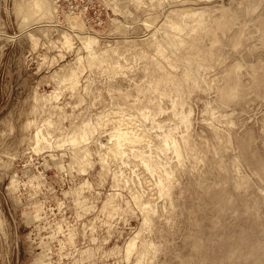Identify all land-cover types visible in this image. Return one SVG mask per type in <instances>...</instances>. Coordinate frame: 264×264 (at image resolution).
Masks as SVG:
<instances>
[{"label": "rangeland", "instance_id": "rangeland-1", "mask_svg": "<svg viewBox=\"0 0 264 264\" xmlns=\"http://www.w3.org/2000/svg\"><path fill=\"white\" fill-rule=\"evenodd\" d=\"M28 1L0 0V264H264V0L164 1L163 7L156 9L162 14L159 15L162 19L158 16L159 23L175 7L194 6L211 11L214 20L210 25L217 30L219 38L216 47L221 48L219 52L222 53L219 55L225 64L227 61L226 66L217 54L218 51L208 53L210 60L217 62L210 70H218L220 78L224 75V94L221 95L217 88L210 91L194 88L190 93L192 96H187L194 110L190 133L198 150L196 155L190 153L181 162H173L177 159L174 155L170 158L163 155V159L169 163L171 158L172 163H179L178 168L171 163L176 168L171 182V198L157 191L159 188L153 187L154 183L157 186L154 182L156 176L145 172L144 165L135 155L127 157L126 162L132 161L128 165L125 162L118 165L117 160L101 163L96 137L101 134L99 137L108 142L113 130L111 125L102 127L104 135L99 130L93 141L91 138L95 165L91 164L93 168L87 166L86 170L80 168L78 163L71 164L74 152L70 144H55L57 142L54 141L62 130L70 129L74 120L81 121L78 118L85 117V113L90 116L102 110L113 98L130 104L134 101L118 90L113 91V97L106 86V74L102 76L97 68L85 72V75L99 77L90 94H77L72 87L58 85L59 71L65 64L77 61V50L87 53L85 49H80L83 45L80 35L96 33L101 45L105 46L130 41L136 51L147 50V62L154 48L149 45L148 37L153 30L149 25V28L146 26L145 16H150L152 9L124 0L123 5L128 8L118 7L117 10L112 0H58L61 7L57 18L48 12L40 18L29 20L25 19ZM63 9L80 12L85 24L73 25L67 22ZM148 11H151L150 14ZM114 18L120 21L124 19V25L130 22V26L127 25L128 29L124 31L115 30ZM205 41L211 45V40ZM223 53H227V57L225 54L222 56ZM216 57L222 60H219L222 64L218 63ZM239 63L241 69L238 68ZM141 65L144 66V62L138 63L131 71V78L134 76L136 81L145 75ZM212 73L209 76L206 74L207 78L217 76H211ZM120 78L121 81L118 79L117 83L126 78L127 82L124 80L121 83L125 85L123 87H134V78L133 83L130 79L132 84H129L130 77L121 75ZM83 83L86 84L87 80L83 79ZM59 86L64 92L60 91ZM97 88L101 89L99 99L95 96L99 92ZM57 89L60 97L58 95L55 102L62 105L64 113L68 115L62 117V121L57 116L60 111L53 109L48 100H42L43 96L53 94ZM207 101L208 105L210 102L219 104L217 114L209 111V107L206 109ZM188 102L187 105H190ZM85 106L92 107L86 109ZM32 107L38 109L33 110ZM35 110L40 111L34 115ZM53 111H56V115ZM50 113L59 121L57 126L50 127L52 145L50 142L37 146L32 139L33 134ZM169 113L167 110L165 114H172ZM209 115L213 116L212 121V116L207 118ZM203 116L210 122L204 121ZM165 117L162 116L163 121L169 119ZM170 117L173 118L169 120L174 122H165L175 124L176 118L172 115ZM226 117L228 119L225 122L222 118ZM29 120L33 123L29 124ZM213 122L218 127L222 126L220 136L223 140L218 139L214 126H210ZM148 123L152 121L150 123L148 120ZM183 129L177 133L181 135ZM159 131L162 130L152 129L155 141H159ZM229 133L232 134L233 143L227 140ZM63 145L69 146L68 149ZM194 156L197 159H193ZM238 156L241 157L239 168L236 165ZM201 157H206L205 162H201ZM114 161L117 164L114 165ZM102 164H109L110 170L121 166V171L126 170L127 175L125 172L120 175L119 168L104 171L108 166ZM130 165H134L133 171ZM128 169L132 171V174L128 171L131 178L128 177ZM177 169L180 170L179 174ZM139 170L146 173L141 172L144 178L145 175L154 177V180L149 177L153 184L151 180L148 182L150 185L146 183L140 175L139 178ZM123 176L131 182L125 181ZM243 178L246 183L238 187L236 181ZM134 180L138 182L137 185ZM136 188L141 193L140 200L135 198L136 194L139 195ZM143 192H147V195L152 193L147 198ZM116 194L119 199L115 197ZM144 197L151 201L154 199V202L150 201V205L146 199L148 203H142L143 200L146 202ZM148 204L156 208V212L145 209V206L149 208ZM143 208L148 210L147 214L150 212V219L147 220L148 216L145 218L147 214L141 211ZM135 235H139L135 241L137 248L135 250L134 247L135 251L125 257L128 254L129 239L132 241ZM147 240H151V243ZM152 244L154 251L151 249ZM143 252L149 253L147 257Z\"/></svg>", "mask_w": 264, "mask_h": 264}, {"label": "bare ground", "instance_id": "bare-ground-1", "mask_svg": "<svg viewBox=\"0 0 264 264\" xmlns=\"http://www.w3.org/2000/svg\"><path fill=\"white\" fill-rule=\"evenodd\" d=\"M112 1H113V5H114L115 10H117L118 7L128 8V6L123 5L124 1H131L132 4L135 3V5L137 4V6H140V5L142 7L148 6L150 9H152L151 15L147 16V14H146L147 17L145 16L146 26L149 25L150 27H152V30H153V31H151V34L148 37L149 45L154 48V51H153L151 58L148 59L147 62H145V58H149L148 57L149 54H148L147 50L141 49V51H136L134 49L133 44L130 41H127L126 44H123L121 41H119L117 44L116 43L115 44H107L105 46V45H101L100 39L96 33L89 32L87 34L80 35V40L82 41L81 43L83 44V45L81 44L82 47L80 49H85L86 50L85 52H87V53H82V52H79V50H77L78 51L77 52L78 57L76 58L77 61H75L74 63L65 64L64 67L61 68V70L59 71L58 80H59L60 84H58V85H60V86L64 85V87L65 86L66 87L67 86L72 87L73 90H75L77 92V94L78 93L83 94V92H84V94H85V92H87V93L93 92L95 89V86H96L95 84H96L97 79L99 77L98 78L92 77L91 74L85 75V72L87 70L94 71L95 68H97L103 74V75L101 74L102 76H104V74H106L105 75L106 79H108L107 80L108 84H106V86H108L107 88L111 91L112 95H113V91L118 90L121 93H123L126 98H129L130 100L133 99L134 101H133V103L130 104L127 101L122 102V101L115 100V98H113V100H111V102L109 104H107L106 107L102 108V110H100V111L93 112V115L91 114L90 116H86L87 114L85 113V111H83L85 113V117H80V115L77 116V117H80L78 119H82V120L81 121L74 120L72 122L73 125L70 127L69 130H62L61 129L62 132H61L60 136H58L57 138L55 137L56 139L54 141L57 142L55 144H66V143L70 144V146H72V148H70V149L74 152V159H71V160H73V162H71V164H73L74 162L78 163L80 168L82 167L83 170H86L87 166H89L88 168H90L91 164H94L93 158H92L93 150L90 146V142H92L93 139H95L93 137L96 135V133H98L99 130L102 129V127L104 128V126H106V125H111V126H113V128L111 127L113 130L108 131V132L111 131L110 132L111 134L109 133L111 137L108 136V137H110V140L107 138L109 140L108 142H104V140L100 138L101 134L99 135L100 137L99 136L96 137L97 138L96 141L98 144L97 145L98 146L97 153L101 158V160H100L101 163L102 162L103 163H109L111 160H115V161L117 160V161H119L118 165L119 164L121 165L120 162H123V163L125 162L128 165V163L132 162V161L126 162L127 157L130 158V156H129L130 154L135 155L137 158H139V162H142V164L144 165L145 168L144 167L143 168H144V170L146 169L145 172L148 171L154 177L156 176L155 180H154V177H152L154 182L156 181V185H157V186H155V183H154L153 187L154 188L156 187L155 189L159 188V189H157V191L159 190L160 193H165V194L169 195L171 193V182H173L172 178H174L173 174H176L174 171H176L175 169L178 168L179 163L175 162V164L177 165V167L175 168L174 166H172V164L173 165H175V164L171 162L173 160V158H171V161L169 163L168 160L163 159V155H165L167 158L168 157L170 158L171 155H174L173 157H176L177 159H174L173 162L176 160H179L178 162H181L190 153L191 154L193 153L192 155H196V152L198 150L197 146L194 144V142L192 140V136H191L192 133H190V128H191V125L193 123L192 113H194L193 112L194 110H193L192 105L187 101V96H189L188 94H190L192 92V90H194V88H201L202 90L205 89L206 91L207 90L210 91L211 89L213 90V88H217L221 95L225 93V89H223V87L225 85V83H223L224 75L220 78L218 76L219 75L218 70H216V71L210 70L216 65L217 62L216 63L212 62L208 56V53L209 52L213 53L215 51H218L217 52L218 55L220 53H222V52H219V51H221V48L216 47L217 43L219 42V38H218V35L216 33L217 30H215L214 26L212 27L210 25L211 21L214 20V17H213L212 12L208 11L206 8L194 7V6H182V7L180 6V7L172 8L168 12V14L165 16V19H163V21H160V23H159L158 22L159 21L158 16L160 14H159V12H157L156 9L163 7L164 1H167L170 3L177 2V1H179L181 3V1H182L184 3L186 0H124V1L123 0H112ZM187 1H189V0H187ZM194 1H198V0H194ZM27 5H28V8H27V14L25 16V19H29V20L31 18L37 19V18L42 17L43 15H45L48 12L51 13L54 18H57L60 15L59 7H61V4L58 2V0H29ZM63 11L65 13V18L67 19V22L69 21V23H71L73 25L85 24L86 21H85V19H83L81 17L80 12H77L75 10L66 11V9H63ZM148 12L150 14L151 11H148ZM76 15H78V17ZM159 19H162V18L160 17ZM122 20H124V19H122ZM122 20L120 21V19L114 18V21L116 22V23H114V26H115L114 29L115 30L124 31V30L128 29L127 27L130 26V22L128 21L129 24L127 23L126 26L127 25L128 26L126 27L124 25V23L122 22ZM124 21H126V20H124ZM149 26H148V28H149ZM218 27L220 28L221 25ZM205 40H211V45H207ZM235 47H237V44H235ZM224 54L226 55L227 53H223L222 56ZM219 57L221 58V55H219ZM219 57H216V59H217L218 63H221L220 61L223 60V57L221 58L222 60H220ZM225 57H227V55ZM225 60H227V59H225ZM143 62L145 65L144 66L141 65V66L144 67V72H145L144 77L141 76L143 73L139 74V76H141L139 78H141V79H138L137 78L138 76H136V78L138 80H140L138 82V80L136 81V79L133 76L135 74L134 73L132 75L133 76L132 78H134V80L136 81V82H134L135 83L134 87L133 88H130L128 86H127L128 88L123 87L125 85L122 86L121 83L124 80H125L124 82H127V81H126V78H124V79H122L123 81L120 82L121 81L120 76L123 75V77H127V76H128V78L130 77L129 81L131 79L132 83H133V79L131 78V71H133L136 68L138 63L142 64ZM224 62L225 61L223 60V63ZM226 64H227V61H226ZM238 68L239 69L242 68V65L240 63H239ZM142 70H143V68H142ZM208 70L211 71V73L216 72L214 74L212 73L211 76H215V74L216 75L218 74V75L211 78V79H210V77L207 78V76H209L211 74ZM214 70H215V68H214ZM140 71H139V73H140ZM207 71L209 72V74ZM137 74H138V72H137ZM206 74H207V76H206ZM96 76H97V74H96ZM83 79L87 80L86 84L83 83ZM102 79L104 81V78H102ZM118 79L120 80L119 83H117ZM107 82H105V83H107ZM100 83H101V81H100ZM130 83H131V81L129 82V84ZM98 85L99 84H97V87H98ZM60 86H59V88H60ZM61 90L62 89L60 88V91ZM62 91L64 92V90H62ZM58 92L59 91L57 89V91L55 93L48 94V96H43L42 100L43 101L48 100L50 102V106L53 109H55L56 111H58V110L60 111V113L57 116H59V120L62 121L61 118L68 116V115H66V113H64L65 112V109H63L64 107L62 105H60L58 102H55V100H57L60 97ZM63 92H61V93H63ZM76 92L74 93L75 95H77ZM58 95H59V97H58ZM190 95L192 96V94H190ZM36 96H37V94H36ZM95 96H97L98 99L101 97V89L99 90V92L95 93ZM89 97H91V95ZM113 97H114V95H113ZM39 99H41V98H39ZM110 99H112V98H110ZM35 100H36V98H35ZM92 100L93 99H91V101ZM190 100H191V98H190ZM211 100L212 99H210V101ZM82 102L83 101H81V103ZM99 102H100V100H99ZM187 102H188V104L191 105V107H188L190 105H187ZM204 103H205V101H204ZM212 103H215V102H212ZM212 103L210 102V105H208V101H207L208 106L206 104H204V106L206 105L207 106L206 109L209 107L210 108L209 111H212V113L217 114L218 112H216V111H218L219 104H212ZM76 104H79V103H76ZM93 104L94 103H92V106H93ZM70 105L72 106L71 103H70ZM87 105H90V104H87ZM35 106H36V104H35ZM75 106L78 107L77 105H75ZM79 106H80V104H79ZM85 107H86V109L87 108L89 109L90 106L89 107L85 106ZM85 107L83 110H85ZM35 108H33V110ZM36 109H38V107ZM72 109H74V108H72ZM167 110H168V113L171 111L170 113H172V114H170V113L169 114L176 118L175 120H177V122L175 124H170L171 122L168 124L169 121H173V120H169L170 118H173V117H170V115L167 116V114H165L167 112ZM38 111H40V110H37V111L35 110L34 115H36V112H38ZM81 111H82V109H81ZM55 112L53 111L52 113L55 114ZM86 112H87V110H86ZM203 112L206 113L208 111L203 110ZM77 113L81 114V112L80 113L77 112ZM84 113H82L83 116H84ZM161 113L166 115L167 118L169 117V119H165V120H169L168 122L167 121L165 122V120L163 121L162 116H164V115L161 116ZM208 113L206 115H208ZM53 114H51L49 117H47L44 120V122H42V124L37 127L36 132H34V134H33L34 137H32V139L34 138L37 146L41 145L42 143L49 144L53 140L52 139V132H51L52 130L50 131V127L57 126V123L59 122L57 120L58 118L55 119ZM158 116H160L159 119H158ZM211 116L207 117V118L210 119ZM213 116H212V119L210 121L213 120ZM226 116H227V113H226ZM36 117H34V118H36ZM70 117L71 116H69V118ZM203 117H204V121L210 122L209 120L205 119V116H203ZM223 117H224V115H223ZM224 118H222V119L226 122L228 117H226V119H224ZM148 120L150 121V123L152 121L151 124L148 123L149 125L147 124ZM230 121H231V118H230ZM32 123H33V121L29 120V124H32ZM110 123H112V124H110ZM26 124L27 123H25V126H26ZM54 124H56V125H54ZM212 124L213 125L210 124V126H214L215 135L218 136V139L220 138L223 140V137L220 136L221 135L220 127H222V126L218 127L217 124L214 122ZM263 126H264V124H263ZM106 127H108V126H106ZM26 128H27V126H26ZM109 128H110V126H109ZM153 128L154 129L156 128L157 130L158 129L162 130V131H159V133H158V135H159L158 137H160L159 141H155V137H153L154 136L153 132H152ZM179 129H183L182 132L180 133L181 135H179L177 133V132L181 131V130L179 131ZM103 130H101L102 133L105 132ZM227 132H229V131H227ZM106 133H107V131H106ZM230 133H231V131H230ZM230 133L228 136L229 139H227L229 143L232 142L231 141L232 140L231 139L232 134H230ZM102 135H104V133ZM50 136H51V139H50ZM91 138H92V141H91ZM23 140H25V137ZM218 141H220V140H218ZM208 143L211 144L210 142H208ZM51 145H52V142H51ZM212 145H214V143H212ZM43 146H45V145H43ZM58 146H60V145H58ZM63 147H64V145H63ZM67 147H69V146H67ZM67 147H64V148H67ZM215 147H216V145H215ZM49 148H50V145H49ZM209 148L211 149V146ZM46 149L47 148H45V150ZM215 152H217V151H215ZM194 157L195 158H193V159H197L196 156H194ZM202 157H203V155H202ZM202 157H201V162H203V161L205 162L206 157L203 158L204 160L202 159ZM133 158H134V156H133ZM198 158H199V156H198ZM134 159L136 160V158H134ZM71 160H69V161H71ZM233 160H234V158H233ZM115 161H114V165L117 162V161L116 162ZM197 161H200V159H198ZM134 162H133V164H135V165L140 164L138 162V160H136V162L138 164L134 163ZM236 162H237L236 165L239 168L241 166V157L240 156L237 157ZM112 163H110V164L113 165ZM196 164L198 165V163H196ZM69 165H70V162H69ZM102 165H104V164H102ZM106 165L107 164H105L104 166H106ZM131 165H130L131 168L129 166H126V168L129 167L131 170L132 167L134 166V165L133 166H131ZM79 166L77 168L78 170H79ZM92 166H91V168H93ZM122 166H123V164H122ZM109 167L110 166H108L107 169H105L104 171H107ZM73 168H74V165H73ZM116 168L118 169L119 167L116 166L115 168H112V169L116 170ZM120 168H121V166H120ZM120 168H119V170H120L119 173L121 175L122 171ZM136 168H137V166H136ZM179 169H177L178 174L180 171ZM111 170L109 168V171H111ZM71 171H72V169H71ZM128 171H129V169L127 170V172ZM132 171H133V169H132ZM237 171H238V169H237ZM116 172H118V171H116ZM124 172H122V173H124ZM129 172H128V174H129ZM137 172L138 171L136 170V173ZM141 172L142 171H140V174H138V177H139V175L142 176L141 179L142 180L145 179L146 181L145 180L144 181L146 183H148L149 180H151L152 178L150 176H146V175L144 178L143 176L146 173H144V171H143L142 173H144V174H141ZM239 174H241V172ZM126 175H127V173H126ZM124 176H123V178H124ZM129 176H130V174L128 175V177ZM134 177L136 178L137 176H134ZM146 177H148V180L146 179ZM149 177L151 179H149ZM177 177H178V175L175 178H177ZM130 178H131V176H130ZM244 178L246 179V176ZM244 178L240 179L239 181H236V185L238 187H241L242 185H244L246 183V180ZM127 179L128 178H126L125 181L129 180V179L128 180ZM122 181H123V179H122ZM135 181L136 180H134V183L137 185L138 182L136 183ZM137 181H138V179H137ZM129 182H131V181H128V183ZM141 182H142V185H145V184H143V181H141ZM141 182H140V184H141ZM151 182L153 184L152 180H151ZM132 183H133V180H132ZM90 184H92V183H90ZM126 184H127V182H126ZM140 184L138 186L142 188V185H140ZM148 184L150 185L151 183H148ZM148 184H146V185L149 188H152ZM118 185H119V183H118ZM132 185L134 186V184H132ZM172 185H173V183H172ZM148 187H145V188L147 189ZM131 189H134V188L132 187ZM136 190H137V188H136ZM136 190H134V191H136ZM137 191L139 193V190H137ZM149 191H151V190L149 189ZM152 192H149L148 195H150ZM113 193H115V192L113 191ZM145 193H144V195H146V197L148 198L149 196L147 195V192H145ZM117 194L115 195V197H117V196L119 197V195H117ZM165 194H164V197H165ZM172 194L169 195L168 198H171L170 196L173 197ZM137 195L138 194L135 195V198L138 197L137 200H140L139 198L142 197L141 193H139L138 196ZM146 197L143 198V199H145L146 202H144V200H143V202L141 201L142 203H148L147 200H149V199H147ZM111 198L113 199V202H114V197L111 196ZM150 199H152V198L150 197ZM137 200H135L136 204H138ZM150 201L151 200H149V204L151 205V202L152 201L154 202V199L151 202ZM148 205H147V207H149V208H146V206H145V209H149L150 212L155 211L156 208H154L153 206H150V205L148 206ZM152 205H154V203H152ZM140 206H139V208L142 209V207H140ZM142 206H143V204H142ZM150 208H151V210H150ZM145 209L143 208V210H141V211H145V212L147 211L148 212V210H145ZM147 212L145 214H147ZM150 212L146 216L144 215L145 218H147L148 215L150 216ZM149 216H148L147 220L151 218V217L149 218ZM145 220H143L144 225H146ZM149 221H151V220H149ZM148 223H150V222H148ZM135 236L134 237L136 239L139 235H135ZM134 237H133V239H134ZM133 239H132V241L129 239L130 245L127 246L128 254L125 252L127 254L125 257H127L131 251L134 252L137 248L136 247L137 244L135 241H137L138 238L136 240L134 239V241H133ZM130 241H131V243H130ZM145 241L146 240H144V242ZM148 241L149 240H147V242ZM144 242L142 241V243H144ZM147 242L145 243V245L147 244ZM150 243H149V247H150ZM135 244H136V246H135ZM134 247H135V250H134ZM147 247H148V244H147ZM151 249L153 250V244H152ZM155 250H156V247H155ZM149 251H150V249L148 250V252ZM153 251H151L152 254H153ZM136 253H138V252H136ZM146 253H144V255L147 257V255L149 253L148 254H146ZM142 255L143 254L141 252V256ZM130 259H131V257H130ZM137 259H136V261H137ZM144 260H147V258ZM146 263H144V264H146ZM134 264H136V262ZM137 264H138V262H137Z\"/></svg>", "mask_w": 264, "mask_h": 264}]
</instances>
